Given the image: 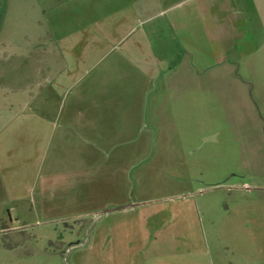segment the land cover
Returning a JSON list of instances; mask_svg holds the SVG:
<instances>
[{
    "label": "rangeland",
    "instance_id": "374dc122",
    "mask_svg": "<svg viewBox=\"0 0 264 264\" xmlns=\"http://www.w3.org/2000/svg\"><path fill=\"white\" fill-rule=\"evenodd\" d=\"M0 264H264V0H0Z\"/></svg>",
    "mask_w": 264,
    "mask_h": 264
},
{
    "label": "crops",
    "instance_id": "0c3cea01",
    "mask_svg": "<svg viewBox=\"0 0 264 264\" xmlns=\"http://www.w3.org/2000/svg\"><path fill=\"white\" fill-rule=\"evenodd\" d=\"M210 26H214V25H216L217 23H208ZM223 23H219V25H222ZM211 28V27H210ZM222 29H229V27L228 26H223V27H221ZM186 39L187 40H189V42H190V44L193 46V47H196L198 50H199V47H198V41L197 40H195L194 42L190 39V37H188V36H186ZM203 52H205V53H209V51L208 50H206L205 48H204V50H203ZM216 55H220V53H215ZM174 66V65H173ZM176 68V67H175ZM189 72H187V73H190V70H188ZM171 86H173V83L172 84H170Z\"/></svg>",
    "mask_w": 264,
    "mask_h": 264
}]
</instances>
